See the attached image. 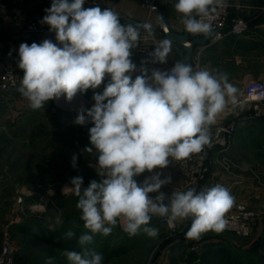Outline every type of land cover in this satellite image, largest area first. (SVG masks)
<instances>
[{
  "label": "clouds",
  "instance_id": "clouds-1",
  "mask_svg": "<svg viewBox=\"0 0 264 264\" xmlns=\"http://www.w3.org/2000/svg\"><path fill=\"white\" fill-rule=\"evenodd\" d=\"M215 2L177 0L174 8L187 32L209 34L207 18ZM84 5L85 0H52L41 23L49 26L56 42L21 43L18 49L23 71L18 91L33 110L62 95L71 101L104 85L102 92L94 91V104L82 106L74 120L80 126L92 124L91 147L84 151H96L99 179L86 188L81 176L70 181L87 231L78 238L80 250H65L64 256L69 264H102V255L90 247L97 234L108 236L119 222L129 236L142 231L156 237L159 230L149 226L153 216L166 217L169 226L191 219L186 233L190 239L223 231L235 202L225 186L173 191L169 197L160 190L170 177L162 179L155 172L140 183L135 178L168 167L170 158L180 161L201 153L210 144V126L228 99L234 101L236 89L226 75L194 72L180 61L170 70L153 69L150 76L141 67V75L133 79L137 65L132 50L139 46L141 29L153 34L152 25H125L111 9ZM158 20L164 27L162 15ZM171 51L170 39L159 41L150 53L152 62L165 64ZM76 161L73 155V168ZM74 235L65 233L68 239ZM45 264H54V258Z\"/></svg>",
  "mask_w": 264,
  "mask_h": 264
},
{
  "label": "rangeland",
  "instance_id": "rangeland-1",
  "mask_svg": "<svg viewBox=\"0 0 264 264\" xmlns=\"http://www.w3.org/2000/svg\"><path fill=\"white\" fill-rule=\"evenodd\" d=\"M19 87L20 85L10 90L18 93ZM103 87L102 84L92 90L90 95L82 94L89 101L85 106L75 104L66 106L58 98L48 101L45 108L39 110H33L29 104L26 108H21L22 104H19L18 113L14 112L16 115H13L10 114V111L16 109L13 103L11 107L8 106L7 115L0 117V224L4 222L7 227L0 238V252L7 234L16 244L39 238V236L28 237L26 240L21 238L25 234L18 228L26 229L23 224L31 225L40 221L43 225L51 226V229L54 227L60 230V233L55 234L57 238L55 242H42L39 238L41 242L37 239L39 244L35 250H22L17 256L18 264H45L49 257L54 258V264H69L63 254L64 251L80 250L65 237L68 231L76 234L77 227L81 229L79 236L87 231L80 219L81 212L76 207L79 198L72 192L70 181L73 177L81 176L82 187L86 188L91 180L99 177L96 151H84L86 147H91L88 130L92 124L80 126L75 124L74 120L82 106L90 108L94 104L92 99L94 91L102 92ZM73 155L77 156L75 168L72 167ZM149 174L151 173L145 172L135 179L138 183L143 182ZM204 183L205 181L201 188ZM252 211L258 221L259 214L255 210ZM58 217L60 223H57ZM163 218L153 216L150 221L149 226L159 230L156 237H149L142 231L135 236H129L118 222L108 235V242L110 245L115 242L122 243L126 248L118 249L117 260L102 264H158V259L168 243L175 240L180 242L191 225V219L177 221L176 228L172 230L165 225ZM183 225L186 229L184 231L181 229ZM222 232L235 241L250 240L232 231ZM39 235L42 236L41 233ZM74 236L73 240L78 244L79 236ZM99 236L100 234H97L94 240ZM188 239L187 243L180 242L176 247L173 264H264V239L253 243L256 252L251 253L253 249L249 251L242 249L234 254L228 252L226 248V252L217 253L219 249L212 248L213 243L208 242V239H204L205 242L202 243L201 239L187 237ZM70 244L74 247L69 246ZM92 248L96 252L100 250V253L105 251L96 246Z\"/></svg>",
  "mask_w": 264,
  "mask_h": 264
},
{
  "label": "crops",
  "instance_id": "crops-1",
  "mask_svg": "<svg viewBox=\"0 0 264 264\" xmlns=\"http://www.w3.org/2000/svg\"><path fill=\"white\" fill-rule=\"evenodd\" d=\"M0 1L11 4L12 2H20L21 0ZM94 1L99 2L97 5L101 9L108 8L116 12L122 24L137 25L150 23L155 33L161 35L164 39H170L172 51L169 53L167 60L170 63H176L177 61L183 62L187 48L182 42L170 38L166 33L167 30L179 35H185L187 33L188 40L200 39L208 35L203 33L193 34L185 30L181 22L180 14L174 8L177 0H158L159 8L156 11H150L142 6L141 0H85L84 7L97 6L93 5ZM243 2L248 6H254V8L246 7V16L250 23V32L242 36L227 35L216 39L212 36L205 43H195L192 58L189 61V64L192 66L197 58V54L200 52V70L198 71L207 70L213 75L227 76L228 83L236 89L234 94L235 99L233 101L229 98V103H235L237 101L248 77L253 76L264 80V11H257V7L264 5V0H243ZM51 3L52 0H25V19L36 17L42 21L46 15L45 9H48ZM232 3H236V0H232ZM161 15L163 16L164 27H161L158 20V17ZM46 26L49 28L48 25ZM44 39L56 42L53 32L49 31L46 34H39L23 31L19 25L13 22L10 11H7L5 18L0 20V70L6 58L13 57L18 64V49L21 43H28L30 45L33 42L40 43ZM131 59L137 65V68L145 61L152 62L150 55L132 53ZM193 71L196 72L197 70L193 69ZM18 73L22 79L23 71L19 67ZM132 75L134 79L135 76L141 74H138L136 70ZM92 90L88 89L85 93L90 95ZM12 104L16 105V109L13 108L14 110L10 111V114L14 115V112H17L19 109L17 105L22 104L21 108H26L29 102L19 91L17 93L15 90H10L1 99L0 117L7 115L8 106L10 105L9 107H11ZM228 105L217 115L215 123L211 126L214 127L228 120L238 121V129L229 149V154L234 162H236L237 167L234 168V172L231 174L225 172L219 162V157L221 156L219 148H212L208 157L211 172L201 189L209 188L217 184L223 185L229 189L235 198L234 205L244 203L249 209L255 210L259 214V218L258 223L254 225L251 236L246 237L250 240H246V242L235 241L230 236H226L222 231H208L199 238L201 239L200 243L205 242L204 239H208V242L213 243L211 247L219 249L217 253L225 248L228 252L247 249L255 241L264 239V118L258 120L251 119L253 110L250 105ZM155 172H160L162 179L170 177L171 182L164 185L160 190L166 196L170 197L171 193L176 191L178 184L176 166L173 159L170 158L168 167L155 169L149 176L155 174ZM155 195L157 193L151 196ZM165 202L167 203V200ZM165 225L168 227L167 224ZM49 227L51 228V226ZM43 229L37 230L36 237H38L39 233L42 234V232L38 231H44ZM181 229L183 231L186 230L184 225ZM6 230L5 223H1L0 238ZM185 236L183 235L180 241L181 243H187L189 241ZM175 237L178 236L175 235ZM37 239L39 240V238ZM180 242L178 240L169 242L167 247L164 248V253L159 257L158 264H173V253ZM77 245L79 246V244ZM93 246L101 250H106L109 247L110 254L100 253V250L97 251L103 257L102 263L117 260L119 258V254H117L118 249L126 248L124 244L118 242L110 245L108 236L104 235L95 239L90 247Z\"/></svg>",
  "mask_w": 264,
  "mask_h": 264
},
{
  "label": "built area",
  "instance_id": "built-area-1",
  "mask_svg": "<svg viewBox=\"0 0 264 264\" xmlns=\"http://www.w3.org/2000/svg\"><path fill=\"white\" fill-rule=\"evenodd\" d=\"M99 2L94 1L93 5H97ZM142 6L150 11H156L159 8L158 0H141ZM215 8V11L211 12L207 18V22L211 25L210 33H213V38H222L227 35L242 36L250 32V23L246 16V7L248 6L243 0H236V3H232V0H216V2L210 6ZM258 12L264 11V5L257 7ZM10 11L12 20L15 24L19 25L23 31L34 32L39 34H46L49 32V28L41 23L36 17H30L25 19L26 4L25 0L20 2L15 1L5 3L0 1V20H3L6 16V12ZM141 39L139 46L132 50L133 54L138 55H150L157 46L158 42L164 38L153 31L151 36L145 30L140 31ZM200 52L197 54V58L194 61L192 68L194 70H200ZM175 63L166 62L165 64H154L152 62L145 61L137 68V73L141 74V67L146 68L148 75H151L153 69L170 70ZM21 78L18 74V64L13 58H6L3 62V66L0 70V102L1 99L7 94L10 89L16 88L20 85ZM75 99L84 100L81 104L75 102H66L65 97L59 98L61 103H65L66 106L72 105H87L89 102L86 97L78 93ZM229 103V102H228ZM227 103V105H228ZM250 105L253 110L251 119L258 120L264 118V80L250 76L247 78L243 85L242 92L235 103H229V105ZM228 105V106H229ZM226 108V107H225ZM238 129L237 120H228L220 123L214 127L210 126V144L206 145L203 151L199 154H193L189 158L173 162L177 169V181L176 191H186L189 188H195L200 191L201 185L206 181L211 172V165L208 161V157L212 148L217 147L221 153L219 162L222 169L227 173H233L234 168L237 167L236 162L229 154L232 142ZM21 201V200H19ZM225 219L227 221L224 230L232 231L240 237H249L252 234L253 227L257 221V216L254 211L250 210L244 203H237L234 205L228 213H226ZM166 223L169 229L174 230L175 226H169L167 218L162 219ZM17 244L15 240L7 234L2 245L0 252V264H18L17 262Z\"/></svg>",
  "mask_w": 264,
  "mask_h": 264
},
{
  "label": "trees",
  "instance_id": "trees-1",
  "mask_svg": "<svg viewBox=\"0 0 264 264\" xmlns=\"http://www.w3.org/2000/svg\"><path fill=\"white\" fill-rule=\"evenodd\" d=\"M23 225L26 227V229H22V228H18V229L23 230V234H25V235H23L21 238H23L25 240L28 237L37 236V230H40L42 228H44L43 229L44 231L42 232V236L38 235L39 238H41L42 242L53 243L57 239V238H55V234L56 233H60L59 229H53L52 230L48 225H43L42 222H40V221L33 222V223H31V225H28V224H23ZM80 230L81 229H79V227H77V229H76L77 233L75 234L74 237H78L79 236ZM47 234L48 235L50 234V236H48ZM100 236H102V235H100ZM70 240L72 241L73 245H75V247L79 248V246H77V244L75 243V240H73V237ZM258 241L260 242V240H258ZM38 244L39 243H38L37 240L31 241V242H28V241L23 242L22 241L21 244H17V256L22 250H27V249L28 250H30V249L31 250H35L36 247L38 246ZM254 244H252L249 248H247L248 249L247 251H249L250 249H253V250H251V253L256 252L255 251L256 247L253 246ZM69 246L74 247V246H72V244H70ZM252 247H254V248H252ZM240 250H242V249H240ZM240 250H234L232 252L234 254V253H236V252H238ZM110 252L111 251L109 249H107V250L104 251V254H110ZM222 252H226V250L222 249Z\"/></svg>",
  "mask_w": 264,
  "mask_h": 264
},
{
  "label": "water",
  "instance_id": "water-1",
  "mask_svg": "<svg viewBox=\"0 0 264 264\" xmlns=\"http://www.w3.org/2000/svg\"><path fill=\"white\" fill-rule=\"evenodd\" d=\"M166 33L170 38H173L177 41H180L186 46L187 53H186V56L183 60V63H186V64H189V61L192 58V53H193L195 43H199V44L205 43L206 41H208L210 39V37L213 36V33H209L204 38L188 40V34L187 33L185 35H179V34L171 33L168 30L166 31Z\"/></svg>",
  "mask_w": 264,
  "mask_h": 264
},
{
  "label": "bare ground",
  "instance_id": "bare-ground-1",
  "mask_svg": "<svg viewBox=\"0 0 264 264\" xmlns=\"http://www.w3.org/2000/svg\"><path fill=\"white\" fill-rule=\"evenodd\" d=\"M60 98H64V96L62 95ZM63 100H65L66 102H75L76 104H81V103H83L84 102V100H81V99H75V98H73L71 101H67L66 99H63Z\"/></svg>",
  "mask_w": 264,
  "mask_h": 264
}]
</instances>
